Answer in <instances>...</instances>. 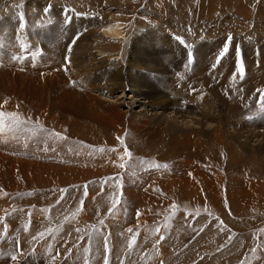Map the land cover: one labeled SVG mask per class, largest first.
<instances>
[{
    "label": "rangeland",
    "instance_id": "obj_1",
    "mask_svg": "<svg viewBox=\"0 0 264 264\" xmlns=\"http://www.w3.org/2000/svg\"><path fill=\"white\" fill-rule=\"evenodd\" d=\"M203 1L0 0V264H264V0Z\"/></svg>",
    "mask_w": 264,
    "mask_h": 264
},
{
    "label": "bare ground",
    "instance_id": "obj_2",
    "mask_svg": "<svg viewBox=\"0 0 264 264\" xmlns=\"http://www.w3.org/2000/svg\"><path fill=\"white\" fill-rule=\"evenodd\" d=\"M201 2L203 1V0H200ZM209 1V0H208ZM207 1V2H208ZM219 1V0H218ZM221 1H223V0H221ZM227 1V0H226ZM203 2H205V1H203ZM202 2V3H203ZM225 2V1H224ZM232 2V1H231ZM227 3V2H226ZM205 5V4H204ZM211 8V7H210ZM113 17V16H112ZM111 19V18H110ZM111 21H113V22H111V23H108L103 29H102V35L105 37V38H108V39H111V40H113L114 42L115 41H117L118 43H121L122 42V40H123V37H124V30H123V26H122V22L117 18V17H114L113 18V20H111ZM58 35H59V33H58ZM56 37H58V36H56ZM54 42H56L55 40H54ZM100 52V51H99ZM98 52V53H99ZM120 53V52H119ZM116 55L118 54V52H116L115 53ZM118 57V56H117ZM119 58V57H118ZM5 59V58H4ZM121 59V58H120ZM2 60V62H3V59H1ZM1 62V61H0ZM11 62V61H10ZM9 63V62H8ZM10 65H9V70H10V73L9 74H11L12 75V77H10V78H8V80H9V82H11V84H7V86H8V88H10V91L12 92L13 90H14V88L15 89H17V90H21L22 89V87L20 86V88L18 89L17 87H16V84L14 83V80H16L18 83H19V80L18 79H16V78H14L13 76L15 75V74H17V72L16 71H19V69H20V66L19 67H16L15 65H14V61L12 62V63H9ZM15 64L17 65L18 63L15 61ZM6 65V64H5ZM4 66V65H3ZM4 81H6L7 82V80L5 79V78H3V77H0V97H4V96H6V92H3V91H6V89H8L7 87H6V85L5 84H3L4 83ZM62 94V93H61ZM63 94H65V99H63V100H67V99H71V96H67V95H71L69 92H63ZM61 96V95H60ZM14 100H16L15 98H13L12 99V104L14 103V105L16 104V102L14 101ZM84 102V101H83ZM85 103V102H84ZM6 103H4V105H5ZM17 106V105H16ZM16 106H15V108H16ZM39 110V109H38ZM33 112H34V110H33ZM32 112V113H33ZM37 112H39V111H37ZM3 113V112H2ZM29 113V112H28ZM27 113V114H28ZM40 113H41V111H40ZM34 114H36V113H34ZM66 114H69L68 112L66 113ZM33 115V114H32ZM45 115L46 116H48V113H47V111L45 112ZM53 115H55V114H53ZM60 117V116H59ZM47 118V117H46ZM57 118V117H56ZM73 118V117H72ZM71 118V119H72ZM45 119V118H44ZM3 120H5V119H3ZM47 120V119H46ZM57 120V119H56ZM77 120V119H76ZM6 121V120H5ZM11 121V120H10ZM13 121H15V120H13ZM16 122V121H15ZM51 122V121H50ZM6 123V122H5ZM22 123V122H21ZM57 123V122H56ZM70 123H72V122H70ZM6 124H8V123H6ZM43 124H45V123H42L41 125H43ZM22 125H24V124H22ZM26 125V124H25ZM57 125V124H56ZM5 126V125H4ZM3 125H2V123L0 122V132H10V133H13V134H19V136L22 134V135H27V133L24 131V130H22V129H10V128H6V126L4 127ZM28 126H30V125H28ZM32 126V125H31ZM62 126V125H61ZM71 126V125H70ZM77 126V125H76ZM85 126V125H84ZM14 128V127H13ZM20 128V127H19ZM84 128V127H83ZM56 129V128H55ZM68 129H69V126H68ZM44 130V129H43ZM45 130H47V128H45ZM80 130V129H79ZM34 131V130H33ZM76 131V130H75ZM67 133H68V131H66ZM35 133V132H34ZM33 133V134H34ZM80 133V132H79ZM45 134V133H44ZM47 134V133H46ZM11 135V134H10ZM70 135H71V133H70ZM12 136H14V135H12ZM12 136H10V137H12ZM28 136V135H27ZM32 136V135H31ZM30 136V137H31ZM37 136H38V134H37ZM68 136V135H67ZM18 137V136H17ZM25 137V136H24ZM48 137V136H47ZM84 137V136H83ZM39 138H40V136H39ZM43 138V137H42ZM41 138V139H42ZM53 138V137H52ZM57 138V137H56ZM15 139V138H14ZM24 139V138H23ZM28 139V138H27ZM26 139V140H27ZM33 139V138H32ZM64 139V138H63ZM62 139V140H63ZM79 139V138H78ZM6 140H7V136L6 135H2L1 137H0V160H1V158H6V159H8V158H18V157H16V156H14V153H12L13 151H15L16 149H18V146H17V142H12V139H11V142H8L7 143V146H8V151L6 150V149H4V148H6ZM17 141H18V139H16ZM38 140V139H37ZM49 140V139H48ZM81 140V139H80ZM35 141V140H34ZM41 141V143L39 144V150H42V152H44L43 151V149L44 148H46V146L45 147H43V145L45 144V142L44 141H42V140H40ZM88 141V140H87ZM90 141V140H89ZM19 142V141H18ZM27 142V141H26ZM32 142V141H31ZM51 142V141H50ZM82 142V141H81ZM5 143V144H4ZM62 143V142H61ZM77 143V142H76ZM29 144V143H28ZM56 144V143H55ZM56 145H59V144H56ZM28 146V145H27ZM48 146V145H47ZM72 146V145H71ZM32 147V146H31ZM57 147V146H56ZM61 147V146H60ZM38 148H37V150H38ZM66 148H68V147H66ZM73 149H74V147H73ZM36 150V149H35ZM57 150H58V148H57ZM9 151H11V152H9ZM21 151V150H20ZM25 153L23 154V155H21V156H19V158H20V161H24V162H26V160H31L34 164H35V166H36V168L41 172V173H44L43 171L44 170H46L47 171V173H51V172H53V171H57V169H63V171H64V173H67V175L69 174V173H74V171L77 169V168H79L80 166H81V164H75L74 165V162L75 161H77V160H82L83 158H78V157H75V156H71V157H69V158H61L60 156H58V155H56V154H52V153H50L49 152V150H48V148H47V150H46V152L45 153H43L42 154V152H38V154L37 155H33L32 154V152L29 150V148H26L25 150ZM33 151V150H32ZM53 151V150H52ZM70 151V150H69ZM79 150H77L76 152H78ZM17 152V151H16ZM73 152V151H72ZM75 152V153H76ZM54 153V152H53ZM6 154H8V155H6ZM61 154H63V153H61ZM72 154V153H71ZM64 157V156H63ZM53 158H61V164H62V168L61 167H58V168H55L53 165H51V161L50 160H52ZM19 160V159H18ZM4 161H5V159H4ZM7 161V160H6ZM13 161V160H12ZM73 161V162H72ZM84 163L86 162L84 159L82 160ZM69 162H72L71 163V165L69 164ZM81 162V161H80ZM93 162V161H92ZM59 163H60V161H59ZM20 164V163H19ZM53 164V163H52ZM6 165H7V163H6ZM12 165V164H11ZM23 165V164H22ZM29 166V165H28ZM31 168V167H30ZM15 169V168H14ZM27 169V168H26ZM7 170V169H6ZM32 170V169H31ZM34 170V169H33ZM27 171V170H26ZM9 172V171H8ZM28 172V171H27ZM34 174V173H33ZM53 174V173H52ZM28 175V174H27ZM67 175H65V176H67ZM37 176H39V175H37ZM42 178V177H41ZM35 179H37V178H35ZM187 187V186H186ZM3 202V201H2ZM35 255V254H34ZM36 256H37V254H36ZM34 258V257H33ZM41 258V257H40ZM158 260V259H157Z\"/></svg>",
    "mask_w": 264,
    "mask_h": 264
},
{
    "label": "crops",
    "instance_id": "obj_3",
    "mask_svg": "<svg viewBox=\"0 0 264 264\" xmlns=\"http://www.w3.org/2000/svg\"><path fill=\"white\" fill-rule=\"evenodd\" d=\"M33 257H34V258H33ZM38 257H39V255H38ZM40 257H41V259H43L41 255H40ZM35 259L37 260V256L33 254L32 257H30L29 260H28V258H27V259L23 262V264H25V263H26V264H33V263H34L33 261H34ZM44 259H45V258H44ZM27 260H28V261H27ZM71 260H72V259H71ZM66 261H67L66 264H67V263H70V260H66ZM40 262H41V261H40ZM111 262H112V261H111ZM111 262H109V263H111ZM64 263H65V262H62L61 264H64ZM47 264H54V263H51L49 260H47ZM71 264H72V263H71Z\"/></svg>",
    "mask_w": 264,
    "mask_h": 264
},
{
    "label": "snow or ice",
    "instance_id": "obj_4",
    "mask_svg": "<svg viewBox=\"0 0 264 264\" xmlns=\"http://www.w3.org/2000/svg\"><path fill=\"white\" fill-rule=\"evenodd\" d=\"M4 114L3 113H0V117H2ZM9 116H12L13 119H15V117L13 116V114H8ZM13 259H15V257H13Z\"/></svg>",
    "mask_w": 264,
    "mask_h": 264
}]
</instances>
